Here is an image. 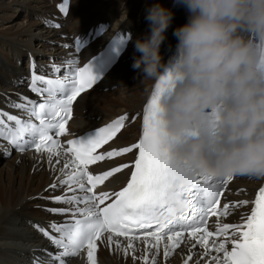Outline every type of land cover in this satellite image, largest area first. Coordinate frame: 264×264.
<instances>
[{
	"label": "snow or ice",
	"instance_id": "snow-or-ice-1",
	"mask_svg": "<svg viewBox=\"0 0 264 264\" xmlns=\"http://www.w3.org/2000/svg\"><path fill=\"white\" fill-rule=\"evenodd\" d=\"M57 7L62 13L69 11L67 0L59 2ZM117 42L123 43L122 40ZM62 46L69 47L68 44ZM259 47L264 59V39L260 40ZM76 48L80 50L78 42ZM62 66L52 63L50 74H37L35 62L30 61L28 88L39 100L17 93L19 102L9 100L8 103L21 115L0 108V137L19 152L31 147L43 153L49 169L59 173L45 190L53 194L33 197L65 205H37L53 216L62 217L60 221L49 220L47 228L34 225L55 249L47 253L49 264H66L67 258L81 251L86 252L87 264H97L100 244L125 257L130 255L133 264H159L161 250L167 261L182 243L191 245L183 264H264V186L258 188L251 201L221 199L233 176L201 172L188 185L174 187L178 166L164 143L159 107L160 96L173 82L170 71L156 82L143 106L137 140L131 146L97 152L117 137L126 121L135 120L141 114L125 113L103 127L62 144L57 137L70 134L66 125L73 114V102L102 75L100 71L93 72L92 61L83 67H69L59 75ZM24 79L21 76L16 82L23 83ZM22 114H27L28 118H23ZM133 150H137L130 162L134 167L122 163L99 172L90 168L97 162ZM7 154L5 149L4 155ZM122 169L130 173L125 186L111 193L97 190ZM57 190L59 194H55ZM236 191L244 194L243 189ZM248 205H251L250 212L240 214L241 223L224 222L223 218L232 210ZM208 217L217 218L213 231L207 226ZM138 241L144 245L139 255ZM197 248L200 251H196ZM32 264H45V261L36 257Z\"/></svg>",
	"mask_w": 264,
	"mask_h": 264
},
{
	"label": "clouds",
	"instance_id": "clouds-1",
	"mask_svg": "<svg viewBox=\"0 0 264 264\" xmlns=\"http://www.w3.org/2000/svg\"><path fill=\"white\" fill-rule=\"evenodd\" d=\"M187 13L165 60L161 47L174 19L161 0L145 5L146 31L135 38L131 68L173 82L159 98L164 143L177 164L174 187L201 172L264 178V0H173ZM127 18V10L123 12ZM170 49L172 45L168 46ZM162 66L167 70L161 72Z\"/></svg>",
	"mask_w": 264,
	"mask_h": 264
},
{
	"label": "bare ground",
	"instance_id": "bare-ground-1",
	"mask_svg": "<svg viewBox=\"0 0 264 264\" xmlns=\"http://www.w3.org/2000/svg\"><path fill=\"white\" fill-rule=\"evenodd\" d=\"M61 1L0 0V98L3 101L13 88L22 89L21 86L20 89L16 87V79L26 69L24 59L31 61L28 53L36 54L38 61L41 62H49L50 59L57 61L63 55L72 54L71 50H66L62 46L67 42L69 33L85 30L98 21L108 22L110 26L105 37L96 40L89 45L87 51L81 53L82 59L85 60L96 51L103 39H109L114 33L129 31L135 38L145 32L147 22L144 20V8L146 4L153 2V0H70L69 11L61 22L62 16L55 7ZM161 3L172 7L174 12L172 25L167 31V39L161 47L166 60L176 44L172 31L186 22L187 13L182 6L174 5L173 0H161ZM124 9L127 10L126 19ZM49 19L50 21H47ZM52 19L62 27L54 28ZM169 45H172L171 49ZM132 55L133 45L131 41H127L124 58L115 63L91 89L77 97L73 103L75 111L71 118V130L82 133L113 120L124 112L131 115L141 108L155 79L143 78L131 68ZM101 87H104V90ZM138 127L137 123H133L130 127L122 129L115 137L113 145L123 146L133 142ZM7 151H9L7 155H0V264H32L36 257H48L47 252L43 250L55 251L50 241L34 225L39 224L47 228L49 220L60 221L62 217L53 216L37 205L44 207L65 205H56L33 197L39 194L46 196L53 194L45 190L59 173H53L49 169L47 157L43 153L19 152L16 149ZM125 176L126 173L114 175L107 189L120 187ZM259 179L261 178L250 176L235 177L228 198L242 199L247 191L245 189L254 188L258 184L254 181ZM236 189H243L244 194H239ZM55 194H59V190ZM33 211L36 216L30 214ZM137 245L139 255L144 245L139 241ZM190 247V244L182 243L167 261L164 260L161 250L159 264H183L185 253ZM196 251L200 249L197 248ZM78 254L67 258L66 264H87L86 252ZM96 255L97 264H133L130 255L125 257L123 253L115 252L103 244L98 245Z\"/></svg>",
	"mask_w": 264,
	"mask_h": 264
},
{
	"label": "rangeland",
	"instance_id": "rangeland-1",
	"mask_svg": "<svg viewBox=\"0 0 264 264\" xmlns=\"http://www.w3.org/2000/svg\"><path fill=\"white\" fill-rule=\"evenodd\" d=\"M52 20H54V19H52ZM47 21H50V19L47 20ZM123 32H125V31H123ZM35 56L37 57L36 54H35ZM29 58H30L31 61H35L33 57H29ZM24 61H25V59H24ZM24 61H23V62H24ZM24 65H27V63L24 62ZM26 69H27V66H26ZM12 82H15V81H12ZM23 84H24V83H23ZM20 86H21V85H19L18 87L16 86V87L20 89ZM101 89L104 90V87H101ZM15 91H16V90H15L14 88L11 90V92H15ZM11 92L8 93L7 95L12 94ZM12 95H13V94H12ZM5 149H9V150H10V149H13V150H15V148H9L8 145H7L6 143H1V145H0V155L4 156V151H5ZM8 152H9V151H8ZM30 214L36 216L34 211H33V212H30ZM42 225H45V224H42ZM46 252L48 253V252H52V251L49 250V249H47Z\"/></svg>",
	"mask_w": 264,
	"mask_h": 264
}]
</instances>
